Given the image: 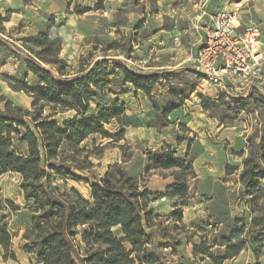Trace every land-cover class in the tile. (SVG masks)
Wrapping results in <instances>:
<instances>
[{"label": "trees", "instance_id": "obj_1", "mask_svg": "<svg viewBox=\"0 0 264 264\" xmlns=\"http://www.w3.org/2000/svg\"><path fill=\"white\" fill-rule=\"evenodd\" d=\"M127 2L123 4L126 15L130 13ZM6 21L0 13V79L13 90L28 94L32 102L31 109H23L8 100L0 87V177L9 172L19 174L25 202L20 209L0 193V256L16 258V232L10 226L13 213L25 219L21 229L23 250L33 256L30 264H224L251 244L264 241V132L258 143L250 144L239 173L245 195L250 198V224L244 223L246 219L237 220L242 225L229 235H221L216 243L202 237L193 244L191 257L181 256L178 248L184 241H191L186 235L193 233L190 229H178L186 228L182 208L190 205V179L186 173L196 177L192 160L168 149L148 152L143 165L147 173L172 171L174 181L157 196L178 203L166 217L168 222L172 221L173 229L159 227L164 215L151 205L155 194L127 176L123 168L109 166L105 175L94 176L96 182L78 174L89 172L94 167L93 157L100 156L109 145L89 148L86 143L93 136L120 140L125 127L131 126L132 117L118 98L108 103L101 101L116 91L114 82L118 79L151 98L154 86L166 75L160 71L144 72L106 55L101 61L81 63L77 70L68 71L69 64L61 56L64 37L54 19L44 31L22 38L20 43L7 35ZM114 48L112 44L109 50ZM130 51L126 50V58H131ZM10 58H15L37 84L30 86L26 81L4 75L2 68ZM191 72L202 79L200 73L193 69ZM195 90L193 87L181 96L186 99ZM248 98L233 100L236 104L243 102L240 106L244 108ZM208 102L216 103L205 98L204 106ZM66 112L74 115L56 119ZM171 112L172 109L163 112L165 123ZM112 122L120 126L115 134L106 129ZM261 129L264 131V123ZM129 156L124 157L125 163L133 154ZM70 180L90 184L91 197L68 187ZM115 228H119V233ZM215 246L218 252L212 251ZM169 248L173 251L166 253ZM173 253L179 261L168 259V254Z\"/></svg>", "mask_w": 264, "mask_h": 264}, {"label": "rangeland", "instance_id": "obj_2", "mask_svg": "<svg viewBox=\"0 0 264 264\" xmlns=\"http://www.w3.org/2000/svg\"><path fill=\"white\" fill-rule=\"evenodd\" d=\"M195 1L199 8L197 6L194 17L192 0H128V15L123 5L125 0H30L28 3L0 0V13L7 19L4 22L7 35L18 43L24 37L44 31L54 19L64 37L61 56L69 64L68 71L77 70L81 63L101 61L106 55L144 72L160 71L166 75L154 86L152 99L118 79L114 82L116 91L101 101L108 103L118 98L132 117L131 126L125 127L124 138L120 140L93 136L86 143L89 148L109 145L102 149L100 156L93 157L94 167L89 172L78 174L96 182L94 176L105 175L109 166L123 168L127 176L155 194L156 200L151 205L164 215L163 223L158 222L159 227L173 229L172 221L168 222L166 217L178 203L169 197L157 196L174 181L172 171L147 173L143 165L148 152L161 153L168 149L176 151L181 158L192 160L196 177L186 173L190 179V205L182 208L186 228H178L193 231L186 235L191 241H184L178 248V254L186 258L192 256L193 244L199 243L202 237L216 243L221 235H229L232 229L242 225L243 222L237 220L246 219L244 223L250 224V198L245 195L239 173L250 144L258 143L264 132L255 126L256 119L261 125L264 123V68L259 78H226V89L200 80L191 72L194 50L201 43L195 42L196 35L202 37V30L196 28V16L202 14L204 8V0ZM119 8L123 10L119 11ZM205 8L237 12L242 26L258 25L264 39V0H208ZM112 44L115 48L109 50ZM126 50H131V58H126ZM2 73L26 81L30 86L37 84L15 58L9 59ZM0 87L2 94L15 105L31 109L32 98L28 94L13 90L2 79ZM193 87L196 90L188 98L181 96ZM233 97L251 99L248 98L245 107L241 108L243 102L236 104ZM205 98L216 101L217 106L211 102L204 106ZM168 109L172 112L169 123H165L162 114ZM73 115L74 112H66L57 115L56 119ZM119 128L116 122L106 125L112 134ZM131 153L133 157L125 163L124 157H130ZM118 169H115L116 173ZM20 182L19 174H4L0 177V193L23 209L25 202ZM68 183V187H75L85 197H91L90 184L72 180ZM24 221L20 214H12L10 226L16 232L13 240L16 258L0 256V264L31 263L33 256L23 250L21 229H24ZM114 231L119 233V228ZM251 245L224 264H264V241ZM169 251L173 250L165 252ZM212 251L218 252L217 246ZM168 259L180 260L174 253L168 254Z\"/></svg>", "mask_w": 264, "mask_h": 264}, {"label": "built area", "instance_id": "obj_3", "mask_svg": "<svg viewBox=\"0 0 264 264\" xmlns=\"http://www.w3.org/2000/svg\"><path fill=\"white\" fill-rule=\"evenodd\" d=\"M208 0L196 18L202 30L201 46L194 57L192 69L203 81L221 89L227 88L226 78H259L264 68V39L256 24L242 26L235 12H210ZM206 17L207 20L203 21ZM255 126L261 127L256 119Z\"/></svg>", "mask_w": 264, "mask_h": 264}, {"label": "crops", "instance_id": "obj_4", "mask_svg": "<svg viewBox=\"0 0 264 264\" xmlns=\"http://www.w3.org/2000/svg\"><path fill=\"white\" fill-rule=\"evenodd\" d=\"M204 1H205V0H204ZM192 3H194V9H195V11H194V17H195L196 12H197V9H196V8H197V6H198V8H199V4H198L197 1H195V0H192ZM208 7H209V4H208ZM208 10H209V9H208ZM209 11H210V10H209ZM210 12H216V11H210ZM232 12H233V11H232ZM236 14H237V12H236ZM237 15H238V14H237ZM198 16H199V15H198ZM198 16H196V17H198ZM205 20H207L206 17L203 18V21H205ZM198 35H199V34L196 35V41H195L196 43L202 41V40H201L202 37H200V35H199V36H198ZM200 46H201V43H200ZM200 46H199V47H200ZM199 47L196 46V48H195V50H194V51H195V52H194V55H195V56H196V53H197ZM156 212H157V211H156Z\"/></svg>", "mask_w": 264, "mask_h": 264}]
</instances>
